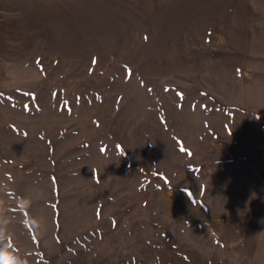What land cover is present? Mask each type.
I'll use <instances>...</instances> for the list:
<instances>
[{
    "label": "rangeland",
    "instance_id": "obj_1",
    "mask_svg": "<svg viewBox=\"0 0 264 264\" xmlns=\"http://www.w3.org/2000/svg\"><path fill=\"white\" fill-rule=\"evenodd\" d=\"M0 264H264V0H0Z\"/></svg>",
    "mask_w": 264,
    "mask_h": 264
}]
</instances>
